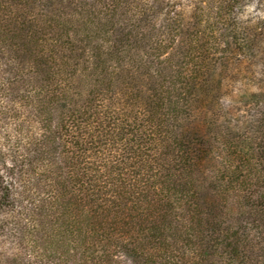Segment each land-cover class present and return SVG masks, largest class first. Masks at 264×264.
Wrapping results in <instances>:
<instances>
[{"label": "trees", "instance_id": "obj_1", "mask_svg": "<svg viewBox=\"0 0 264 264\" xmlns=\"http://www.w3.org/2000/svg\"><path fill=\"white\" fill-rule=\"evenodd\" d=\"M151 4L0 0L5 84L33 122L17 213L35 264H264V105L196 107L225 46Z\"/></svg>", "mask_w": 264, "mask_h": 264}, {"label": "rangeland", "instance_id": "obj_2", "mask_svg": "<svg viewBox=\"0 0 264 264\" xmlns=\"http://www.w3.org/2000/svg\"><path fill=\"white\" fill-rule=\"evenodd\" d=\"M149 2L152 9L158 4L161 15L169 12V23L181 24L185 40L194 31L210 29L212 40L217 38L225 46L209 56L211 70L201 86L208 95L201 96L196 107L219 112L228 122L246 121L256 106L264 105V0ZM7 68L0 64V264H35V251L20 228L17 213L25 188L22 172L33 179L24 155L33 122L22 93L5 84L10 76ZM7 192L12 196L5 197Z\"/></svg>", "mask_w": 264, "mask_h": 264}]
</instances>
